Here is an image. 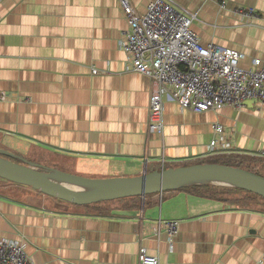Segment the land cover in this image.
Masks as SVG:
<instances>
[{
    "label": "crops",
    "instance_id": "0c3cea01",
    "mask_svg": "<svg viewBox=\"0 0 264 264\" xmlns=\"http://www.w3.org/2000/svg\"><path fill=\"white\" fill-rule=\"evenodd\" d=\"M130 1L143 13L152 0ZM171 1L194 15L201 43L239 51L244 68L264 60V0ZM236 6L258 15L245 20ZM126 26L117 0L0 1V92L8 96L0 148L9 159L41 157L107 178L160 170L162 158L163 168L226 154L264 163L258 102L196 112L166 101L162 133L150 131L152 81L128 68L118 44ZM214 122L229 144L217 154L209 151ZM134 201L88 208L0 179V238L23 240L31 264H137L141 246L160 264H264V210L179 187ZM159 219L180 222L171 243L153 235Z\"/></svg>",
    "mask_w": 264,
    "mask_h": 264
},
{
    "label": "built area",
    "instance_id": "2783aa9c",
    "mask_svg": "<svg viewBox=\"0 0 264 264\" xmlns=\"http://www.w3.org/2000/svg\"><path fill=\"white\" fill-rule=\"evenodd\" d=\"M1 1V0H0ZM126 29L118 41L128 58V68L152 81L148 129L162 133L163 105L175 101L181 108L196 112L224 106L243 108L246 101L264 105V60L251 59V67L240 65L239 51L216 43H201L191 28L193 14L171 0H152L139 13L130 0H117ZM225 7V2L221 3ZM235 13L245 20L257 17L252 7L236 6ZM95 71V70H94ZM8 96L0 92V100ZM211 154L228 148L223 127L212 124ZM164 159H161L163 167ZM178 220H157L153 235L164 232L170 243L179 231ZM137 264H160L156 255L141 246ZM0 264H31L23 240L0 238Z\"/></svg>",
    "mask_w": 264,
    "mask_h": 264
},
{
    "label": "water",
    "instance_id": "95a60500",
    "mask_svg": "<svg viewBox=\"0 0 264 264\" xmlns=\"http://www.w3.org/2000/svg\"><path fill=\"white\" fill-rule=\"evenodd\" d=\"M255 100H248L252 104ZM8 157L12 154L0 148V177L13 183L30 186L43 194L75 205H88L131 196H145L172 188L194 184H216L246 188L264 197V176L243 168L216 162L197 163L188 166L161 167L128 177H83L37 163L20 164ZM58 173L67 181L89 187L77 190L53 179ZM227 181V182H219Z\"/></svg>",
    "mask_w": 264,
    "mask_h": 264
},
{
    "label": "trees",
    "instance_id": "16d2710c",
    "mask_svg": "<svg viewBox=\"0 0 264 264\" xmlns=\"http://www.w3.org/2000/svg\"><path fill=\"white\" fill-rule=\"evenodd\" d=\"M206 162H216V163H221V164H225L228 166L239 167V168H243L245 170L251 171L253 173H256L258 175L264 176L260 172V168L262 167V165H264V163L257 161V160H251L248 157H241V155L239 154L237 155L226 154L222 156L220 159H215V160L209 159ZM251 164H253V166ZM179 189H183L188 192L197 193L207 198L226 200V201H229L230 203L235 204L238 207H246V208L264 210V197L251 190H248L242 187L223 186V185L205 183V184H194V185L182 186V187H179ZM138 197L139 196H131V197H124V198H119L115 200H119L124 203H127L130 201L133 202ZM112 201L113 200L102 201V202L92 203V204L82 205V206H85L88 208L97 207L96 209H102V208L104 209V207H101L102 204H106ZM133 205H136L135 201L133 204H131V206Z\"/></svg>",
    "mask_w": 264,
    "mask_h": 264
},
{
    "label": "rangeland",
    "instance_id": "374dc122",
    "mask_svg": "<svg viewBox=\"0 0 264 264\" xmlns=\"http://www.w3.org/2000/svg\"><path fill=\"white\" fill-rule=\"evenodd\" d=\"M8 152H10V151H8ZM10 154H13V152H10ZM8 158H11V157H8ZM20 158L21 159L14 158V161H16V162H18L20 164L26 165L27 164L26 159H24L23 157H20ZM39 160H40V162H35V163L43 165L45 167H49V168L57 169V170H60V171H64V172H67V173L80 175V176H83V177L97 178V177L90 176V175H92L91 172L86 173L87 171L84 170L83 168L79 167V166L77 168L75 166L62 165L61 163L60 164H55L56 162H54L53 160H51V159H43L41 157H39ZM39 160H37V161H39ZM220 161H222V160H220ZM261 173L264 175V170H262ZM0 179L3 180V181H6V179H4V178L0 177ZM9 182H11V181H9Z\"/></svg>",
    "mask_w": 264,
    "mask_h": 264
},
{
    "label": "bare ground",
    "instance_id": "6f19581e",
    "mask_svg": "<svg viewBox=\"0 0 264 264\" xmlns=\"http://www.w3.org/2000/svg\"><path fill=\"white\" fill-rule=\"evenodd\" d=\"M53 179L61 182V183H65L67 185H69L70 187L74 188V189H77V190H82L84 188H89V187H86V186H83L81 185L80 183H77V182H73V181H67L64 177H62L61 175H59L58 173H52L50 175ZM219 182H227V181H221V180H218Z\"/></svg>",
    "mask_w": 264,
    "mask_h": 264
}]
</instances>
